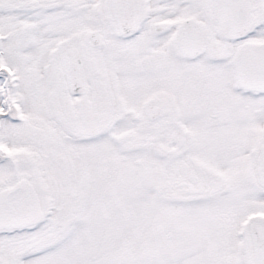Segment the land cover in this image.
<instances>
[{
	"label": "snow or ice",
	"instance_id": "obj_1",
	"mask_svg": "<svg viewBox=\"0 0 264 264\" xmlns=\"http://www.w3.org/2000/svg\"><path fill=\"white\" fill-rule=\"evenodd\" d=\"M0 264H264V0H0Z\"/></svg>",
	"mask_w": 264,
	"mask_h": 264
}]
</instances>
